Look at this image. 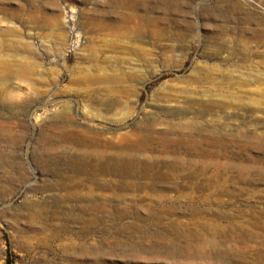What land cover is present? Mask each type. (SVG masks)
Wrapping results in <instances>:
<instances>
[{"label": "rangeland", "instance_id": "rangeland-1", "mask_svg": "<svg viewBox=\"0 0 264 264\" xmlns=\"http://www.w3.org/2000/svg\"><path fill=\"white\" fill-rule=\"evenodd\" d=\"M124 14L135 33L99 27ZM8 246L264 264V0H0V264Z\"/></svg>", "mask_w": 264, "mask_h": 264}, {"label": "bare ground", "instance_id": "bare-ground-1", "mask_svg": "<svg viewBox=\"0 0 264 264\" xmlns=\"http://www.w3.org/2000/svg\"><path fill=\"white\" fill-rule=\"evenodd\" d=\"M236 1L241 2V0H236ZM122 19H123V23L120 26H116L112 23H100L99 27L105 28V29H110L113 32H117V33H130V32L132 33V32H134L133 26H131V22H132L131 16L124 14V15H122ZM119 74H121V73H119ZM117 75L118 74L108 73L105 71H102V72H97V71L95 72L94 71V72L86 75V81L92 82V83L97 84L99 86H104L107 83L114 82V80L117 78Z\"/></svg>", "mask_w": 264, "mask_h": 264}, {"label": "trees", "instance_id": "trees-1", "mask_svg": "<svg viewBox=\"0 0 264 264\" xmlns=\"http://www.w3.org/2000/svg\"><path fill=\"white\" fill-rule=\"evenodd\" d=\"M6 252H7V257L5 260V264H12V256H11L12 254L9 246L7 247Z\"/></svg>", "mask_w": 264, "mask_h": 264}]
</instances>
